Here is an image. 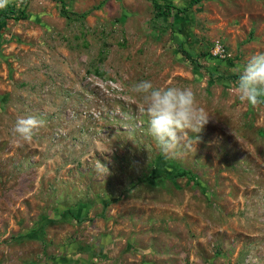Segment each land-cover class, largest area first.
<instances>
[{
    "label": "rangeland",
    "instance_id": "rangeland-1",
    "mask_svg": "<svg viewBox=\"0 0 264 264\" xmlns=\"http://www.w3.org/2000/svg\"><path fill=\"white\" fill-rule=\"evenodd\" d=\"M10 7L0 16V264H264V103L229 91L233 69L264 52V0H205L161 17L152 0L0 10ZM215 41L229 57L212 53ZM179 45L208 55L193 63ZM141 80L193 89L209 122L189 133L191 150L165 155L147 134L132 91ZM28 115L46 126L17 147L11 128Z\"/></svg>",
    "mask_w": 264,
    "mask_h": 264
},
{
    "label": "clouds",
    "instance_id": "clouds-1",
    "mask_svg": "<svg viewBox=\"0 0 264 264\" xmlns=\"http://www.w3.org/2000/svg\"><path fill=\"white\" fill-rule=\"evenodd\" d=\"M6 3L7 0H0V7ZM233 71L237 79L229 91L250 105L264 103V52L252 55ZM132 91L141 97V111L148 116L147 134L160 151L175 156L181 149L191 150L189 133H198L209 122L205 110L198 106L193 89L188 86L156 87L150 80H141L132 86ZM46 123L43 117H18L11 128L15 146L31 142L35 130L45 127Z\"/></svg>",
    "mask_w": 264,
    "mask_h": 264
},
{
    "label": "trees",
    "instance_id": "trees-1",
    "mask_svg": "<svg viewBox=\"0 0 264 264\" xmlns=\"http://www.w3.org/2000/svg\"><path fill=\"white\" fill-rule=\"evenodd\" d=\"M152 1H153V6H154V8H155V10L157 12L156 15L161 17V16H170L174 12V10L177 12L178 15L188 14V12H190L194 6L200 5L205 0H189L188 1V5H185L183 7L176 6L173 3H169V4H166V5L162 6V5H160L158 3L157 0H152ZM14 10H15L14 7H12V8L10 7L9 10H7V11H6V9L3 10V11L0 10V16L1 17L4 16V17H7V18L9 16V18H12L10 14L13 13ZM21 14H22L21 15V19H26L27 18V14L25 12H22ZM86 15H87V13L83 14V16H86ZM15 18L19 19V17H15ZM183 47H184V45H179V51L182 53L183 56H185L186 58L191 60L193 63L194 62L198 63V60L200 58L199 56L208 55L206 53H203V54L201 53V55H198V57H194V55H192L189 51L188 52L185 51L183 49ZM186 175H188V171L187 172H181L179 174H176L175 176L176 177L177 176L178 177H184ZM192 180H194V179H192ZM36 233L37 232H32L31 233V237H34L36 235Z\"/></svg>",
    "mask_w": 264,
    "mask_h": 264
},
{
    "label": "built area",
    "instance_id": "built-area-1",
    "mask_svg": "<svg viewBox=\"0 0 264 264\" xmlns=\"http://www.w3.org/2000/svg\"><path fill=\"white\" fill-rule=\"evenodd\" d=\"M212 53L220 58H227L230 56V54L227 53L224 45L220 41L214 42Z\"/></svg>",
    "mask_w": 264,
    "mask_h": 264
}]
</instances>
